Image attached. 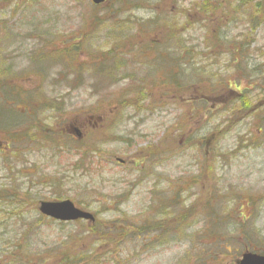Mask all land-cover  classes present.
<instances>
[{
    "label": "rangeland",
    "instance_id": "1",
    "mask_svg": "<svg viewBox=\"0 0 264 264\" xmlns=\"http://www.w3.org/2000/svg\"><path fill=\"white\" fill-rule=\"evenodd\" d=\"M196 1L203 0H109L101 7L92 6L89 0H0V75L22 84L30 94V100L24 97L19 103L21 109L40 110L27 128L30 131L21 128L13 135L22 134L16 140L26 135L25 144L16 146L8 134L0 135V189L7 188L12 193V179L28 195L22 198V211L16 214L22 218L20 222L13 218L12 210L4 209L0 203V219L4 221L0 222V264H50L53 259L45 258L60 245L66 255L98 259L91 264L195 263L201 258L190 261L192 254L185 243L196 241L194 233L198 228H191L186 236L172 238L169 219L161 220L156 206L150 209V215L155 226H163V237L150 236L147 242L146 235H142L135 243L130 235L124 236L123 242L118 235L131 231L121 223L133 225L136 221L132 216L143 215L150 202L148 194L156 203L165 201V207L172 201L180 202L183 196L187 200L184 205L191 202L189 207L195 202L199 207L207 204L213 188L204 173L208 165L213 167L209 168L219 188L241 193L235 205L243 207L239 212L245 217L253 213L249 232L257 233L247 242L264 250V127L256 128L258 116L264 114V104L259 109L254 107V117L235 120L227 132L217 137L213 147L205 144V148H190L185 145L181 115L194 107L190 95H195L189 93L174 100L170 88L159 86L171 82L169 65L173 60L166 58L163 64L161 60L156 63L155 57L151 62L146 58V46L156 47L151 42L161 38L166 25L172 23L176 37L172 36V42L165 39V46L174 49L175 43L186 38L197 48L194 69L215 63L203 53V23L188 26L187 33L180 34V29L184 33L182 10L188 12L189 4ZM194 16L189 13V21L196 20ZM154 17L155 25H147ZM258 38L260 49L253 55L256 63L264 60V28ZM46 53L50 59L42 58ZM92 60L99 63L98 70L90 66ZM188 75L191 73L186 71L181 79ZM256 80L248 93L253 98L260 96L261 86L264 88ZM246 83L242 80L241 88ZM221 99L223 104L213 109L214 118L189 115L188 132L193 134L194 143L226 127L221 115L227 101ZM263 99H255L256 104ZM16 119L18 123L25 122L24 117ZM72 126L82 131L79 144L74 142ZM216 153L218 157L210 156ZM226 153L231 156L228 160ZM93 159L99 164L93 166ZM116 159L124 164L117 165ZM142 169L147 175L140 172L136 180ZM61 200H70L93 214L98 222L96 229L102 234L108 230L112 236L100 242L101 234L90 236L85 232L87 224L62 230L50 222L35 229V234L19 238L27 224L39 216V202ZM201 219L199 214L194 215V220ZM107 222L111 224L103 226ZM203 226L201 223L199 229L202 239ZM80 233L82 237L75 235ZM112 237L114 243L109 242ZM229 237L235 238L236 233ZM231 242L224 264H236V257L250 251L237 254L238 242ZM207 262L214 264L212 257Z\"/></svg>",
    "mask_w": 264,
    "mask_h": 264
},
{
    "label": "trees",
    "instance_id": "2",
    "mask_svg": "<svg viewBox=\"0 0 264 264\" xmlns=\"http://www.w3.org/2000/svg\"><path fill=\"white\" fill-rule=\"evenodd\" d=\"M128 3L130 6L132 5L130 2ZM187 11L189 13H195L194 17L196 20L189 21V13L182 10L181 15L184 20V25L181 28L184 29V33H182V30L180 29V34L185 35V33H187L188 26L194 28L196 24L203 23V53L208 56L210 60L211 58L215 60V63L210 66L196 67L194 69L193 60L195 58L197 48L191 46L186 38L185 40L181 39V42L179 43H175L176 48L174 49L165 46V39H170L172 42V36L173 38L176 37V35H173V33L175 34V31L173 32L172 23L166 25V31L161 35V38L158 37L155 42H151L155 43L156 47H154L153 44L146 46V58H149V62H151L152 58L155 57L154 60L156 63H159L161 60L163 64H165L166 58L173 60V63L169 65L172 67V70L169 71L173 76L171 78V82H163L159 84V86L170 88L172 90L174 100H177L180 97L185 98L189 93L195 95H190L191 102L194 107H192V109L190 108L188 112L181 115L185 124V128L182 131V134H186L185 145L194 149L200 148V146L205 148V144H211L213 147L216 143L217 137L227 132L228 129L233 126V122L235 120L240 121L245 117H254V107L259 109L261 107L260 104H264V99L259 100L256 104V100H258L260 96L261 98H264V88L262 86L259 89V92L261 93L260 96H255L253 98L250 94H248L251 92V85L254 83L255 78L258 79L256 81H259L262 85H264V60L258 61V63L253 62V55L259 52L260 49L258 46L260 39L258 37L261 30L264 28V0H203L200 3L196 1L195 3L191 2L189 4ZM150 20L151 21L146 24L150 26L155 25V17ZM213 23H217L216 26H213ZM199 27H201V25ZM139 49L143 50V47H140ZM160 53H163V55H160ZM47 57L50 59L51 55L46 53L42 56V58ZM48 59H43L41 61H46ZM91 64L97 70L100 67L99 63L95 60L90 62V66ZM215 64L219 65L215 66ZM221 64H223L225 68H223ZM181 65H184L183 69L180 68ZM165 68L167 67H164V69ZM186 71L187 73H191V75H188L189 77L191 76V79L188 77L185 80H182L181 77L184 76ZM164 72L167 73V70H164ZM241 72L242 74H240ZM7 77L8 76L0 75V135L8 134L10 141L14 145L17 146L22 142L20 144L21 146L25 144L24 140L26 135L23 136L22 140H16V137L22 134L13 136L15 135L14 133L21 128H23V131H26L25 129H27L30 124H33L35 119L38 118L35 116L40 112V110L34 108L33 110L36 111L31 112L30 110L29 112V110L24 111V109H21L19 107V103L24 97L30 100V94L27 95V93L22 89V87H24L22 84L14 83L10 77ZM242 80H246L247 82L245 88H241L240 86V82ZM200 94H202L203 97H200ZM221 98H224V101H227V106H224L223 108L225 112H222L223 114L221 115V121L226 122L224 124L226 127L223 130L213 132L209 138L196 139V142L194 143L195 139L192 136L193 134H189L188 132L187 124L190 120L189 115L192 116L196 114L201 115L202 117L208 116L214 118L213 109L223 104V99ZM197 101H201V103H197ZM18 117H24V124L16 122V118ZM260 127H264V114L258 116L256 128L261 130ZM85 152L86 151H83L82 153ZM210 156L218 157L217 153L216 155ZM226 156H228L227 153ZM231 156L226 157V159ZM141 158L146 160V157ZM98 164L99 162H97L96 159H93L92 165L96 166ZM108 166L110 167L111 164L109 163ZM209 167L211 166L208 165L204 173L209 182L212 183L213 188L210 191L212 196L210 199L206 200L207 204L204 202L202 206L199 207V205L195 202V204L189 207L191 202H189L188 205H184L187 200L185 199L184 201L183 196L180 198V202L174 203L172 201L167 205V207H165V201L162 200L164 203L162 201L160 203H156L153 201L152 194H148L150 202L141 213L143 215L138 217L135 215V217L132 216V218L136 221H133V225L129 226V224L121 223V225L125 228H130L131 231L127 228L128 231L126 233L119 234L118 239H121L123 242L124 240H122V238L126 235H130L133 242L136 243L137 241L139 243L142 235H146V241L149 240L150 236H156L158 234H161L163 237V226H155L152 222L154 218L150 215V209L153 206H156L155 212L159 213L158 216H161V220L169 219L168 224L172 228V238H176L174 236H186L187 234L185 232L189 231L191 228L194 230H197L198 228V231H195L194 233V235H196V241L185 243L188 251L192 254L191 258H189L190 261H193L194 258H201L195 263L192 262V264H208L207 261H210L211 257L213 258L214 264H224L223 259L226 257V253H230L228 246L232 248L231 240L238 242L237 247L239 248H236L235 250L237 254H240L243 250H250L264 254V250H259L257 246H249L250 244L247 242L249 241L248 237L256 236L257 233L249 232L250 224L253 223L251 220L253 218V213L251 212V217H245L242 212H239L242 211L243 207L235 205V198L240 196L241 193L234 190L231 191L228 187L219 188V182L215 180L213 172ZM212 168L213 167H211V169ZM140 172L147 175L146 170H139L136 180H139L138 175ZM10 191L12 193H10L7 188L0 189V203H3L4 209L12 210L14 214L13 218L17 219L19 215L16 214H19L22 211V206L24 204L22 198L24 195L27 197L28 195L25 192H22L12 179ZM173 195H175V197L180 196L179 193H173ZM122 197L123 196L119 199H122ZM17 200H20V204L16 203ZM182 200L184 202H182ZM119 201L117 204L119 203V205H121ZM248 206H250V204H248ZM195 214H199L202 219L194 220ZM137 218H140L141 222L144 223V226H140L138 224L139 220ZM17 220L20 222L22 221V218H18ZM0 222L4 221L0 219ZM50 222L60 225L62 230L69 226H75L76 224H80L82 226L87 224L88 227L85 232H87L90 236H98V233L101 234L99 236L100 242H104L112 236L111 234H108V230L106 233L102 234L103 232L96 229V225L98 224L97 219H95L94 223L91 224L84 221L63 224L47 220L39 215L36 220L30 222L31 224H27L24 234H22V236L19 235V238L28 233H30L29 236L35 234V229ZM245 222H247V224H244ZM201 223L204 224L203 227L205 229V236L203 239L199 234ZM109 224H111V222H107L103 224V226H107ZM232 232L236 233L235 238L229 237ZM82 234L83 233L75 235L82 237ZM132 235L136 236L133 237ZM244 238H246V240H244ZM109 242L114 243L113 237ZM189 243L192 245H189ZM63 248L64 246L60 245V247L56 249H51L49 256L45 259H53L50 264H91L95 260L98 261V259L88 260L82 256L72 257L66 255V252L62 251ZM58 251L59 253L57 254ZM62 253L63 257L60 256ZM235 260L237 261L238 258L236 257ZM55 261L59 262L55 263ZM36 264H40V262L37 261Z\"/></svg>",
    "mask_w": 264,
    "mask_h": 264
},
{
    "label": "water",
    "instance_id": "3",
    "mask_svg": "<svg viewBox=\"0 0 264 264\" xmlns=\"http://www.w3.org/2000/svg\"><path fill=\"white\" fill-rule=\"evenodd\" d=\"M91 1L95 5L104 2V0ZM38 210L43 216L60 222L75 221L79 219L90 222L94 221V218L91 214L76 209L74 205L68 200L61 202H41ZM238 264H264V256L246 253L242 255V258Z\"/></svg>",
    "mask_w": 264,
    "mask_h": 264
},
{
    "label": "flooded vegetation",
    "instance_id": "4",
    "mask_svg": "<svg viewBox=\"0 0 264 264\" xmlns=\"http://www.w3.org/2000/svg\"><path fill=\"white\" fill-rule=\"evenodd\" d=\"M76 129H78V131H79V133H78V131H76ZM72 130H73V132L75 133V135H76V137H77V140H81L82 139V131H81V129L80 128H78V127H73L72 126ZM73 137V136H72ZM76 137H73L75 140H76Z\"/></svg>",
    "mask_w": 264,
    "mask_h": 264
}]
</instances>
